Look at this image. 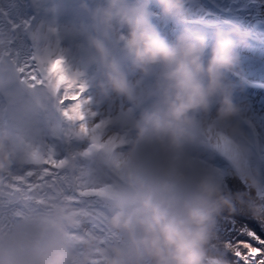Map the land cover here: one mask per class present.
<instances>
[{
  "label": "clouds",
  "instance_id": "9594fccd",
  "mask_svg": "<svg viewBox=\"0 0 264 264\" xmlns=\"http://www.w3.org/2000/svg\"><path fill=\"white\" fill-rule=\"evenodd\" d=\"M158 9L153 12L152 5ZM187 0H56L71 15L62 31L80 42L95 70L91 89L104 101L122 100L133 109L114 117L111 129L128 138L122 160L125 181L109 202L105 226L119 241L98 244L89 238L70 243L65 233L81 220L63 202L34 216L30 243L20 253L6 243L3 264H230L217 236V218L234 211L241 193L220 180L214 155L202 145L223 133L244 158L254 159L253 138L243 121L242 90L234 79L240 68L238 46L248 33L238 24L214 26L212 38L196 27H180L171 36L161 22L184 24ZM243 78L241 77V80ZM21 159L41 166L39 151L21 156L7 127L0 128V172ZM97 168L104 166L95 157ZM237 176L255 191L256 167ZM258 214L259 206H250ZM79 249L74 254L75 249Z\"/></svg>",
  "mask_w": 264,
  "mask_h": 264
},
{
  "label": "snow or ice",
  "instance_id": "6c2138e0",
  "mask_svg": "<svg viewBox=\"0 0 264 264\" xmlns=\"http://www.w3.org/2000/svg\"><path fill=\"white\" fill-rule=\"evenodd\" d=\"M29 8L32 15H28ZM10 9L15 10V17ZM59 14L60 9L49 0H5V5H0V93L8 100L7 109L0 108V128L11 131L21 156L30 150L41 154L39 168L21 159L18 165L0 172V264L6 255V243L16 244L7 254L22 252L30 243L28 227L33 217L46 215L55 202L71 205L81 217L77 227L65 233L70 243H83L89 238L101 245L119 241V234L107 229L104 221L109 202L125 181L122 154L129 141L110 125L114 117L133 109L122 100L106 102L94 96L91 82L95 70L86 62L83 45L62 31ZM210 15L213 13L205 12V16ZM202 23L215 26L214 21ZM14 82L18 87L6 91V86ZM37 109L54 112L68 125L65 128L57 123L51 128L52 136L64 145L62 156L51 146L34 144L29 137L27 117ZM243 123L253 138V160L244 158L223 133H217L215 142L209 140L202 148L218 157L214 164L224 185L233 193L243 194L232 213L223 212L217 218L216 232L226 259L230 264H264V237L246 225L238 232L235 228L238 220L252 215L250 206L258 205L264 231V134L253 119L245 117ZM73 140L82 141L83 147H73ZM96 156L103 157V167L95 166ZM233 167L241 171L256 167L260 186L255 191L249 189L241 178L229 174ZM225 223L232 228H224ZM233 232L259 246L239 238H222ZM78 251L75 249L74 254ZM91 264H103V258H94Z\"/></svg>",
  "mask_w": 264,
  "mask_h": 264
},
{
  "label": "rangeland",
  "instance_id": "374dc122",
  "mask_svg": "<svg viewBox=\"0 0 264 264\" xmlns=\"http://www.w3.org/2000/svg\"><path fill=\"white\" fill-rule=\"evenodd\" d=\"M261 3L264 1L258 0H187L186 11L192 16L191 20L186 19L184 24L164 23L160 19L154 18L155 22L160 26L161 30L171 36L180 27L190 26L196 27L205 31L212 38L213 27L205 26L202 21L215 22V26H229L223 20H229L232 23L238 24L243 30L248 33V38L245 44L238 46L240 54V68L238 72L240 77L234 76V79L240 80L242 90L238 92L237 99L246 108V118H251L257 124L258 131L264 134V49L261 43L256 40L252 33L247 29H252L254 22L253 9L250 8L253 3ZM225 9H231L226 12ZM153 12H158L155 4L152 5ZM32 11V9H31ZM211 12L213 15L205 16V12ZM67 13V10H60L58 20L62 19ZM33 14V11H32ZM43 14V13H42ZM189 21H201L193 23ZM264 38V36H261ZM241 77L243 78L241 80ZM249 83L246 85V83ZM14 82L6 86V91H14L17 88ZM23 95L27 97V92ZM8 100L3 93H0V108L7 109ZM8 113L5 111V118ZM60 123L62 127L67 128L68 125L61 121L57 114L50 110L37 109L27 117V130L29 137L33 143L41 147L51 146L54 151L62 156L64 154V145L51 134L53 125ZM73 147H83L82 141H72ZM218 157L214 156L213 162Z\"/></svg>",
  "mask_w": 264,
  "mask_h": 264
},
{
  "label": "trees",
  "instance_id": "16d2710c",
  "mask_svg": "<svg viewBox=\"0 0 264 264\" xmlns=\"http://www.w3.org/2000/svg\"><path fill=\"white\" fill-rule=\"evenodd\" d=\"M251 8L254 11L253 14H254L255 22L253 23L252 27L255 32V36L258 38L259 41H262V44H264V38H261V36H264V3L253 5ZM261 220L262 218L259 217L258 214L252 213L251 216H247L243 219L238 220V222L235 225V228L238 232V230L243 225H246L249 229L254 230L258 235H260L261 237H264V231L261 230V227H262ZM223 227L226 229H231L232 225L230 223H225ZM222 238L232 239L233 241L236 238H239L242 241H248L252 243L254 246H259L255 241H251L246 236L237 237L236 232H233L231 236L225 233L224 237ZM241 251H244L243 248H241Z\"/></svg>",
  "mask_w": 264,
  "mask_h": 264
},
{
  "label": "bare ground",
  "instance_id": "6f19581e",
  "mask_svg": "<svg viewBox=\"0 0 264 264\" xmlns=\"http://www.w3.org/2000/svg\"><path fill=\"white\" fill-rule=\"evenodd\" d=\"M49 3L50 4H55L56 3V0H49ZM0 4L1 5H5V0H0ZM10 11L13 13V16L15 17V10L10 9ZM28 15H32L31 8H29V10H28ZM70 15H71L70 13H67L62 19H59V21L60 22H64L65 20H67V19L70 18ZM192 16L193 15H191L189 12L186 11V16H185L186 19L191 20ZM245 83H246V85L249 84L247 82H245Z\"/></svg>",
  "mask_w": 264,
  "mask_h": 264
}]
</instances>
